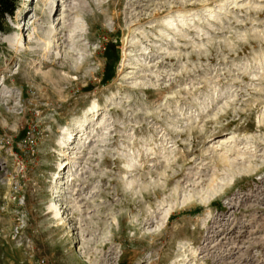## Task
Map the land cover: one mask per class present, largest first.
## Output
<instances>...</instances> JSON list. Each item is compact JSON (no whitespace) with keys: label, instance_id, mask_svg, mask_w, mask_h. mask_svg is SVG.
Masks as SVG:
<instances>
[{"label":"rangeland","instance_id":"rangeland-1","mask_svg":"<svg viewBox=\"0 0 264 264\" xmlns=\"http://www.w3.org/2000/svg\"><path fill=\"white\" fill-rule=\"evenodd\" d=\"M56 1L0 33V264H264V0Z\"/></svg>","mask_w":264,"mask_h":264},{"label":"bare ground","instance_id":"bare-ground-1","mask_svg":"<svg viewBox=\"0 0 264 264\" xmlns=\"http://www.w3.org/2000/svg\"><path fill=\"white\" fill-rule=\"evenodd\" d=\"M55 4V5H54ZM54 6L56 7L57 10V1L56 0H50V3L48 5L47 9V21L45 22V24L40 27V32L39 35L40 37L44 40L46 39V49L49 51L54 45V40L56 37V28L54 27V22H53V18H51V16L54 14H51L52 9L54 8ZM23 36V34H22ZM22 36L18 38L17 42L15 43V50L16 52H20L23 47H24V42L22 40ZM6 42H13V36H5L4 38H0ZM52 50V49H51ZM50 52V51H49ZM96 107V106H95Z\"/></svg>","mask_w":264,"mask_h":264},{"label":"trees","instance_id":"trees-1","mask_svg":"<svg viewBox=\"0 0 264 264\" xmlns=\"http://www.w3.org/2000/svg\"><path fill=\"white\" fill-rule=\"evenodd\" d=\"M19 0H0V33L9 31L7 17H13L18 8ZM113 47V42L108 43L109 49Z\"/></svg>","mask_w":264,"mask_h":264},{"label":"built area","instance_id":"built-area-1","mask_svg":"<svg viewBox=\"0 0 264 264\" xmlns=\"http://www.w3.org/2000/svg\"><path fill=\"white\" fill-rule=\"evenodd\" d=\"M50 264H52V263H50Z\"/></svg>","mask_w":264,"mask_h":264}]
</instances>
